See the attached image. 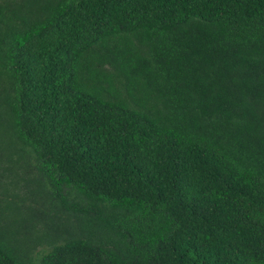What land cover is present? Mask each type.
<instances>
[{
    "label": "trees",
    "instance_id": "1",
    "mask_svg": "<svg viewBox=\"0 0 264 264\" xmlns=\"http://www.w3.org/2000/svg\"><path fill=\"white\" fill-rule=\"evenodd\" d=\"M0 264H264V0H0Z\"/></svg>",
    "mask_w": 264,
    "mask_h": 264
}]
</instances>
